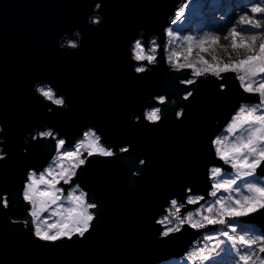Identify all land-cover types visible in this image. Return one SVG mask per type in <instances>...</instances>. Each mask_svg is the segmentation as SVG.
Here are the masks:
<instances>
[{
    "label": "water",
    "instance_id": "1",
    "mask_svg": "<svg viewBox=\"0 0 264 264\" xmlns=\"http://www.w3.org/2000/svg\"><path fill=\"white\" fill-rule=\"evenodd\" d=\"M183 2L0 0V123L8 138L1 145L8 156L0 160V264H161L183 257L210 230L185 225L164 237L165 226L158 221L174 199L182 215L210 199V169H233L217 156L213 141L244 103L261 101L257 93L244 91L237 73L222 74L221 80L172 69L167 29ZM96 3L105 19L92 27L86 18ZM75 28L83 33L79 50L66 43L79 41ZM59 38L68 50L59 48ZM139 38L146 49L157 40L154 65L133 59ZM141 62L149 70L134 73ZM192 77L194 86L180 83ZM40 85H48L56 98L64 96L69 109L35 93ZM156 105L162 119L150 125L145 111ZM90 128L116 151L113 157H88L91 162L78 169L74 183L65 184H78L87 202L96 204L90 232L83 239L39 241L32 236V206L23 198L28 174L50 164L59 139L75 145ZM46 129L56 136L37 135ZM256 174L264 177V167ZM189 196L204 199L189 205ZM240 221L264 234V211Z\"/></svg>",
    "mask_w": 264,
    "mask_h": 264
},
{
    "label": "snow or ice",
    "instance_id": "2",
    "mask_svg": "<svg viewBox=\"0 0 264 264\" xmlns=\"http://www.w3.org/2000/svg\"><path fill=\"white\" fill-rule=\"evenodd\" d=\"M251 11L259 14L261 18L241 17L239 21L242 25L240 31L232 28L227 33L231 37V47L234 50L244 49L249 53L242 59L227 63L219 61L210 63L201 56L198 62L203 67H196V62H189L194 46L199 47L201 52H206L218 43L219 37L210 34H205L199 39L192 36L184 37L188 41L184 56L185 63H179L180 53L173 52L170 58L176 59L175 64L179 68L194 69L197 77L211 73L223 80L222 74H239L238 79L244 91L257 93L261 101L259 107H264V79L259 82L258 87H253L255 81L251 79L260 73H264V43H260L258 53L252 54L257 37L264 34V23H261L264 20V7L256 6ZM250 31L256 33L251 35V39L244 35L245 32ZM171 34V30H169V35ZM135 50L137 61L155 59L152 55L144 54V47L140 41L136 43ZM237 55H239V52H237ZM213 59L216 60L217 58L214 56ZM186 82L188 85L193 86L196 83L193 79H188ZM221 87H223V84ZM40 91L48 99H53L54 93L51 88H41ZM55 102L59 104L62 101L57 99ZM256 112L257 106L243 105L228 125L229 132L235 133L237 129H244L246 135L236 136L235 141L230 144H226L225 140L219 137L213 141L217 156L225 164L231 165L236 170L237 175L231 179H223L224 171L220 167L211 168L210 175L217 180V183L213 185L211 196L217 197L221 190L228 193V195H221L212 205L207 207L206 211L209 215H202L201 211L198 210L196 213L188 212L186 216H181L180 209L177 207V200H172L171 205L176 208L172 216L176 218L177 223L172 226L173 221L167 216L158 221L160 224L170 225L161 233L162 236L168 237L172 233H178L185 225L193 229L209 228L211 231L219 230L220 235L224 238L219 243L225 245L228 252L234 250L236 253L234 264H253L252 257L254 255L251 249L255 245H259V251L264 253V234L234 235L237 232L236 225L241 218L264 211V177H260L259 180L247 179L254 178L257 170L264 167V115H256ZM148 118L153 119L154 113L149 112ZM245 125L248 126L247 129H245ZM46 135L52 137L54 134L48 132ZM83 136L84 138L75 145L66 144L64 139H59L57 147L61 152L54 158L52 165L39 172V174L37 171L28 174V183L23 191V198L32 206L31 216L35 224V232L41 239L60 240L62 237L86 233L89 227L92 226L94 214L90 209H95L97 206L94 203L86 202V193L83 190L80 191L79 195L73 194L67 197L68 200L73 202V207L63 209L61 206L52 212L53 216L59 217L55 222L49 223L47 219H42V214L49 211L50 205H56L61 199L58 195L61 189L57 188L56 185L61 181L74 183L73 178L78 176V169L82 170V166L91 162L87 157L114 156V152L101 143V136L96 131L89 129L83 133ZM127 151V149H124L122 152ZM64 161L68 163L65 164ZM238 180H244L245 182L238 184ZM41 185L45 187L41 188ZM76 188L78 189L79 185H76ZM243 188H246L250 194H245L242 191ZM73 192L75 193V189ZM234 193L239 195H234ZM202 199L204 198L190 197L187 203L189 205L198 204ZM4 203L6 205V201ZM197 216H199L198 219ZM45 226L47 227L45 228ZM217 226H223V229H218ZM52 229H57V231L54 233ZM208 238L213 239L211 236ZM204 253L205 249H200L199 252L193 251L189 253L188 259L191 260L195 257L197 260L207 261L208 264H217L214 256ZM259 261L260 264H264V259H259Z\"/></svg>",
    "mask_w": 264,
    "mask_h": 264
},
{
    "label": "rangeland",
    "instance_id": "3",
    "mask_svg": "<svg viewBox=\"0 0 264 264\" xmlns=\"http://www.w3.org/2000/svg\"><path fill=\"white\" fill-rule=\"evenodd\" d=\"M212 1L213 0L210 1V4L212 3ZM227 1L228 0H224L223 2L225 3ZM230 1H231V4L233 5V8L230 9V11L228 12V15H226V16L225 15L218 16V14H219L218 10H215L214 12H209L208 11L207 12V16L209 17V19L210 18H216L213 27L211 29H206L204 27L199 28V29L197 28V29H195L196 31L192 33L191 36L192 37H196L197 39H199L200 37L204 36L205 34L215 35V36L219 37L218 43L216 45L212 46V48H210L206 52H201L199 47H195V46L193 47L191 56L189 57V62L190 61L196 62V67H203V65L198 62L199 61V57H201V56H203L204 59H206L210 63H216L218 61L219 62H223V63H227L229 61L242 59L245 55L249 54L244 49L234 50L231 47V42H232L231 37H229L227 33L232 28H236L237 31H240V29L242 27V25H240V23H239L241 15L246 14L249 17L260 19L261 16L259 14H256V13L254 14L250 10L249 6L252 5V4H258L259 6L264 7V2H262V0H230ZM239 1L241 2V5H237V3ZM201 5H204L203 9H202ZM208 6L209 5H206L204 0H190L187 4H185V6H184L183 10L181 11V13L177 16V18L173 21V23L167 29V42H166V54H167V56L169 54H171L172 52H177V53H180V56L178 57L179 63H184L185 62L184 56H185V50L188 47V41H186V40L184 41V37L186 36L187 33L184 32L181 35L179 33V30L177 29L176 26H182V25L186 26V24L189 23L190 20L194 18L195 13H197L200 9H202L200 13L204 14V12L207 10ZM213 16H215V17H213ZM200 17H201V15H200ZM200 17H197V18L200 19ZM228 17H230L231 19H229L228 23H226V21L228 20L227 19ZM193 22H194V19H193V21L191 20V23H193ZM209 23L210 22H208L207 24H209ZM169 30H171V32H172L171 35H169ZM253 34H256L255 31H250V32H245L244 33V35H246V36H250V35H253ZM237 39L239 40V37ZM136 40H140L142 46L144 47V54L145 55H153L152 48H155L156 49L155 56H157L158 43H157L156 39L152 40L149 43L147 49H146L145 45L143 44L142 39L139 38V39H136ZM71 42H76V40H73V39L66 40L67 44H70ZM260 43H261V40L257 39V41H256V43L254 45V52L252 54H255V53L259 52ZM237 52H239V55H237ZM133 53H134V56H135V54H136L135 45L133 47ZM214 56L217 58L216 60L213 59ZM175 62H176V59L174 58L173 59V63H175ZM137 66L148 67V64L145 63V62H141V64H139ZM238 75L239 74H237V76ZM190 79L195 80L194 77H192ZM251 79L253 81H255V83H253V87H258L259 86V82L262 79H264V73H260V74H258L256 76L252 77ZM41 87H43L45 89L50 88L48 85H40L38 88H41ZM54 98H56V97L54 96ZM260 103L261 102L254 103V104H252V103H244L243 105L257 106L256 115H264V107H259ZM153 108H160V107H159V105H156V106L152 107L151 109H153ZM151 109H149V110H151ZM237 112H236V114H237ZM231 122H232V119L229 122V124ZM228 125L224 128L223 132H221L217 136V138L219 137V138L224 139L226 144H230L231 142H234L235 141V137L238 136V135H246V132H245L244 129H237V131L235 133L229 132L228 131ZM257 127H258V125H257ZM247 128H248V126L245 125V129H247ZM46 130H48V129H46ZM54 136H56V135H54ZM83 138H84V136H83ZM83 138H81V139H83ZM0 147H2V146L0 145ZM60 152H61V150L59 149V151L56 153L55 157H57L60 154ZM54 158L50 162L51 165H52V162H53ZM64 163L67 164L68 162L64 161ZM48 167H46L45 169H47ZM227 171L229 173L224 171V174H223V177H222L223 179H231V178H234L237 175L235 169L227 170ZM247 179L259 180L260 177H258L257 174H256V176L254 178H247ZM244 182H245L244 180H238V184H243ZM27 183H28V180L26 182V185H27ZM215 183H217V180L213 179V184H215ZM26 185H25V187H26ZM40 187L43 188L45 186L41 185ZM56 187L61 189V191L58 193V195L60 197H62L63 196V188L61 186H59L58 184L56 185ZM212 191H213V189L211 190V192ZM242 191L245 194H250L246 188H243ZM73 194L79 195V193H76V192L73 193ZM221 195L227 196L228 193H225V192H223L221 190L218 193L217 197L211 196L212 198H210V200H209L211 202H210V204L208 206L212 205L215 202V200H217ZM234 195L238 196L239 194H235L234 193ZM193 197H200V196H193ZM61 206L63 207V209H68V208L73 207L74 205H73L72 201H70L68 199L66 201L65 200L63 201L62 198H61L57 202L56 205H50L49 211L47 213L42 214V219H47L49 223L55 222V220L59 219V217L53 216L52 212L55 211L57 208H59ZM180 206H181L180 204L177 205V207H179V209H181ZM207 207H206V209H207ZM175 211H176V208L174 209V212ZM200 211H201L202 215H209V213L207 211H205V210H200ZM31 212H32V208H31ZM188 212L196 213L197 211L195 212V211L191 210V211H188ZM170 213H172V211H170ZM180 213H181V211H180ZM187 213H185L183 215L181 214V216H186ZM168 214H169V212H168ZM168 214H166L165 216L170 217V214L169 215ZM165 216L161 217L159 220H162ZM196 218L198 219L199 216H197ZM163 225L165 226V224H163ZM221 227H223V226H221ZM221 227L218 228V229H221ZM165 228H164V230H165ZM209 231L210 230H208L206 232V236H208V237L211 236L213 238H217V236H221L219 230H218L219 232L217 234H212V233L210 234V233H208ZM249 234H251V233H249ZM234 235H238V234L234 233ZM241 235H244V234H241ZM220 240L221 239L214 240L212 245L205 247L206 255L207 254H212L213 251H219L216 254V256H217V258H215L216 262L222 260V258L224 256L230 255L231 259H229V258L227 259V264H234V260L236 259L235 251L233 250L232 252H228L227 248H223L222 245L219 243ZM254 250H255V246H253V249H251V251H254ZM193 251L199 252V250H197V249L191 250V252H193ZM252 258L256 259V256L254 255ZM174 259L168 260L170 262L169 264H190V262H189L190 260L188 258L187 259H181V258L180 259H176V258H174ZM192 259L194 260L196 258L193 257ZM262 259H264V257H262ZM168 261H165V262H168ZM224 263L225 262H223L222 264H224ZM200 264H208V262L207 261H202V263H200ZM257 264H260L259 260L257 261Z\"/></svg>",
    "mask_w": 264,
    "mask_h": 264
},
{
    "label": "clouds",
    "instance_id": "4",
    "mask_svg": "<svg viewBox=\"0 0 264 264\" xmlns=\"http://www.w3.org/2000/svg\"><path fill=\"white\" fill-rule=\"evenodd\" d=\"M262 2H264V0H262ZM101 6H102L101 3H96V4L94 5L91 14L86 18V23H87L88 25H90V26H92V27H98V26H100V25L104 22V19H105V17H104V12H103V13H100ZM256 6H259V5H258V4H252V5H250V6H249V7H250V10H251L253 7H256ZM253 13H254V12H253ZM254 14H255V13H254ZM246 16H247L246 14L241 15V17H246ZM241 17H240V19H241ZM261 23H264V20H262ZM74 31H75V35H76L77 37H79V41H78V42H71V43L68 45V47H70V48L73 49V50H79L80 47H81V45H82V42H83V33H82V31H81L79 28H75ZM248 38L251 39V35L248 36ZM257 39H260V40H261V43H264V34H260V35L257 37ZM139 41H140V40H136V41H135V45H136V43L139 42ZM231 44H232V42H231ZM58 45H59V48H60L61 50H68V48L65 46V44L60 43V38H59V40H58ZM152 52H153V55H152V56H154L155 59H150V60H148V63L154 65V64L156 63V56H155L156 49H155V48H152ZM172 53H173V52H172ZM172 53L169 54V55L167 56V61H168V63L171 65V67H172V69H173L174 71L179 72L182 68L177 67L176 64L173 63V59L170 58L171 55H172ZM133 59L136 60V59H135V56L133 57ZM136 61H137V60H136ZM148 70H149V69H148L147 67H145V66H137V67H135V68L133 69L134 73H136V74L145 73V72H147ZM194 75H195V73H194ZM44 79H45V80H48L47 78H44ZM189 80H192V79H189ZM180 83H181V84L188 85V83H187L185 80H180ZM41 88H43V87H41ZM41 88H37V89H33V90H34L35 93H39L40 95H42V96L44 97L45 100L53 102L55 105L60 106L63 110L67 111V110L69 109L70 105L68 104V102H67V103L65 102V98H64V96H61L60 98H54V97H53V99H48V98L45 97V96L42 94V92L40 91ZM222 88H223V87H222ZM193 91H194V90H192V91H188V92L186 93V95L183 96V99L186 100V101H188V100H189V97H192V96H193ZM53 93H54V92H53ZM54 96H55V94H54ZM65 96H66V94H65ZM57 99L61 100L62 102L59 103V104H57V103L55 102ZM157 99H158L161 103L164 102V97H157ZM185 107H187V105H186ZM52 111H53V109H52L51 107H49V108H48V112L51 113ZM149 112H153V113H154V118H153V119H149V118H148V113H149ZM160 112H161L160 108H153V109H151V110H146V111H145V118H146V120L149 122L150 125H151V124H157V123L162 119V116L160 115ZM183 114H184V109L181 108L179 111L176 112V119H177V120H180V118L183 116ZM164 118H165V117H164ZM164 118H163V119H164ZM130 120H131L134 124L139 123V122H138V117L135 118V119H133V118L130 117ZM90 129H91V128H90ZM175 131H176V132H179V129H176ZM4 132H5L4 125H3V123H0V134H2V135H0V145L5 144L6 141H7V139H8L7 136L3 134ZM48 132H52V130H51V129H48V130H45V131H41V132L37 133V135H38L39 137H48V136L46 135V133H48ZM171 135H173V133L170 132V133H169V136H171ZM36 138H37V136H35V135L32 137L33 140H35ZM22 139H24L25 142L27 143V138H26V137H22ZM125 149H126V148H125ZM123 150H124V149H121V151H123ZM7 156H8V153H7V152H4L3 147H0V160H5ZM140 163H141V164H144V160H141ZM34 225H35V224H34ZM25 227H27V225H25ZM46 227H47V226H45V228H46ZM73 227H74V226H73ZM90 228H91V227H89V229H88V231H87L86 233H89V232H90ZM52 231L55 233V232L57 231V229H52ZM86 233L74 234V235H78L79 238L83 239V238L85 237V234H86ZM74 235H73V236H74ZM32 236L35 237V238H36L37 240H39V241H42V242H50V243H55V242H57V241H62V240H64V239H67V240L70 241V240H72V237H73V236H66V237H62L60 240H45V239H41L38 235H36L35 227H34V232L32 233ZM253 255L256 256V260H253V264H256V261L259 260L260 257H259V255H258L255 251H253Z\"/></svg>",
    "mask_w": 264,
    "mask_h": 264
},
{
    "label": "trees",
    "instance_id": "5",
    "mask_svg": "<svg viewBox=\"0 0 264 264\" xmlns=\"http://www.w3.org/2000/svg\"><path fill=\"white\" fill-rule=\"evenodd\" d=\"M206 5H209L207 7V10L204 12V14H201V10L203 9L204 5H201L202 6V9H200L197 13H195L194 15V22L191 23V20L193 21V19L190 20L189 23L185 25H182V26H176L177 29L179 30V33L182 35V33L186 32V36H191L193 32H195L196 30L195 29H199V28H206V29H211L214 25V22L216 20V18H210L207 16V12H214L215 10H218L219 11V14L218 16H222V15H228V12L230 11V9L233 8V5L231 4V1L228 0L227 2H223L224 0H213L212 3L210 4V1L211 0H204ZM235 3V2H234ZM237 5H241V2L239 1L237 3ZM201 15V17H200ZM197 17H200V19H198ZM215 17V16H213ZM228 20L226 21V23H228L229 19H231L230 17L227 18ZM208 22H210L209 24H207ZM185 41V39H184ZM192 62V61H190ZM185 63V62H184ZM211 74V73H209ZM254 104V103H252ZM227 173H229L228 171H226ZM258 176V175H257ZM260 177V176H258ZM212 198V197H210ZM210 199H208L206 202H204L199 208L195 209V210H192V211H198V210H205L206 211V207L210 204L211 201H209ZM174 209L175 207H173L172 205L170 206L169 208V214H170V217L169 219L173 221V225L174 226L177 221H176V218L174 216H172V213L174 212ZM170 211H172V213H170ZM168 214V213H167ZM168 214V215H169ZM181 215V214H180ZM163 217V216H162ZM170 225H167L165 224V227H168ZM237 226V232L235 234H238V235H241V234H246V233H251V234H255V235H261L263 234L261 232V230L254 224H249V223H245V222H242L239 220L238 224L236 225ZM223 229V227H221V230ZM219 231H209L208 233H212V234H217ZM210 237V236H209ZM217 239H224L222 236H217V238H213V239H209L208 236H206V233L204 234V236L199 239L198 241H196L192 246L191 248L189 249V251L183 256L181 257V259H187L188 258V255L189 253L191 252V250H200V249H205V247L207 246H210L213 244L214 240H217ZM223 248H226L225 245H222ZM260 257V259H262V257H264V255H262V253L259 251V245H255V250H254ZM219 251H213L212 252V256H214L215 258H217L216 254L218 253ZM206 254V250H205V253ZM231 259V256L228 255V256H224L222 258V260L220 261H217V264H222L223 262H225L224 264H227V259ZM176 259H180V258H176ZM175 260V259H174ZM253 260H256V259H253ZM203 260H197V259H192L190 260V264H200L202 263ZM258 261V260H257ZM170 262H163L161 264H169Z\"/></svg>",
    "mask_w": 264,
    "mask_h": 264
},
{
    "label": "flooded vegetation",
    "instance_id": "6",
    "mask_svg": "<svg viewBox=\"0 0 264 264\" xmlns=\"http://www.w3.org/2000/svg\"><path fill=\"white\" fill-rule=\"evenodd\" d=\"M92 130H93V129H92ZM216 138H217V137H216ZM79 140H80V139H79ZM79 140L76 142V144L79 142ZM101 143H102V142H101ZM102 144H104V143H102ZM104 146H105V147H108L106 144H104ZM110 149H111L114 153L116 152V151H114L113 148H110ZM121 149H125V148H121ZM121 149H120V150H121ZM69 150H71V149H69ZM58 151H59V148H58L57 152H58ZM57 152H56V153H57ZM85 155H86V153H85ZM87 158H88V157H87ZM50 165H51V164H49L48 166H50ZM48 166H47V167H48ZM65 184H66V183L61 182V185H59V186H61V187L63 188V195L66 194V195H65V198H64L65 201L67 200V197H68V196H70V195H72V194L74 193V192H73L74 189H75V192H76V193H79V194H80V191L83 190L80 186H79L78 189L76 188V185H78V184H76V185H74V186H72V187H68V186L66 187ZM83 192H85V190H83ZM85 193H86V192H85ZM190 197H193V196H189V198H190ZM200 197H201V196H200ZM189 198H188V199H189ZM85 199H86V202H87V195H86ZM62 200H63V196H62ZM64 200H63V201H64ZM87 203H88V202H87ZM180 207H182V206H180ZM169 208H170V207H169ZM169 208H168V212H169ZM90 211H91V209H90Z\"/></svg>",
    "mask_w": 264,
    "mask_h": 264
},
{
    "label": "bare ground",
    "instance_id": "7",
    "mask_svg": "<svg viewBox=\"0 0 264 264\" xmlns=\"http://www.w3.org/2000/svg\"><path fill=\"white\" fill-rule=\"evenodd\" d=\"M189 1H190V0H184L183 4L177 9L176 14H175V16L173 17L171 23H173V21L177 18V16H178V15L181 13V11L183 10L185 4H187Z\"/></svg>",
    "mask_w": 264,
    "mask_h": 264
}]
</instances>
